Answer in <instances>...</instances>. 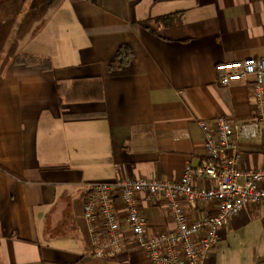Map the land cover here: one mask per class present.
Returning a JSON list of instances; mask_svg holds the SVG:
<instances>
[{"label":"crops","instance_id":"1","mask_svg":"<svg viewBox=\"0 0 264 264\" xmlns=\"http://www.w3.org/2000/svg\"><path fill=\"white\" fill-rule=\"evenodd\" d=\"M170 14L155 34L139 24ZM120 46L131 60L109 70ZM15 57L0 73V264H150L128 232L117 257H92L87 185L178 181L206 159L199 121L253 120L251 80L223 86L214 68L264 57V0H63ZM236 144L242 167L264 169V133ZM142 212L151 231L171 228L166 209ZM255 235L250 257L235 249ZM263 262L264 205L247 206L205 264Z\"/></svg>","mask_w":264,"mask_h":264},{"label":"built area","instance_id":"2","mask_svg":"<svg viewBox=\"0 0 264 264\" xmlns=\"http://www.w3.org/2000/svg\"><path fill=\"white\" fill-rule=\"evenodd\" d=\"M214 70L223 86L251 80L253 120L247 124L225 118L199 121L206 159L196 170L187 164L178 181L119 178L89 183L82 216L93 258L117 257L124 251L128 232L150 264H205L228 221L247 206L264 205V169L242 167L236 144L238 136L251 140L264 133V57L218 64ZM195 178L212 185H195ZM142 203L166 209L171 228L151 231Z\"/></svg>","mask_w":264,"mask_h":264},{"label":"trees","instance_id":"3","mask_svg":"<svg viewBox=\"0 0 264 264\" xmlns=\"http://www.w3.org/2000/svg\"><path fill=\"white\" fill-rule=\"evenodd\" d=\"M62 1L63 0H30L27 11L17 27L14 40L3 57L6 42L11 35L15 23L23 13L27 0H0V73L7 62L11 59H16L15 55L19 43L31 33L34 25L37 23L41 24L48 13L57 9ZM177 19L178 17L176 14H170L139 24L149 32L155 34L156 26L168 27L172 25L174 21H177ZM130 60V50L126 46H120L115 56L108 62V68L109 70L119 69L128 64ZM75 117L83 118L86 116L82 115Z\"/></svg>","mask_w":264,"mask_h":264},{"label":"rangeland","instance_id":"4","mask_svg":"<svg viewBox=\"0 0 264 264\" xmlns=\"http://www.w3.org/2000/svg\"><path fill=\"white\" fill-rule=\"evenodd\" d=\"M29 1L30 0H27V3H26V5H25V7L23 9V13L20 15V17L18 18L17 22L15 23V25H14V27L12 29L11 35L8 38V40L6 42V45H5V50H4V53H3V57L5 56L6 51L8 50V48L10 47L11 43L14 40L17 27L20 24V22L22 21L23 16L25 15V13L27 11ZM38 24H40V23L35 24L34 27L37 26ZM258 243L259 242L257 241V236L256 235L252 239H250L248 236H246V239L243 240V241H242V236H240V237H237L234 240V242H233V244L235 245V249L241 250L244 253V255H246L247 257H250L252 255V252L254 250L257 251V249H258V247H257Z\"/></svg>","mask_w":264,"mask_h":264}]
</instances>
